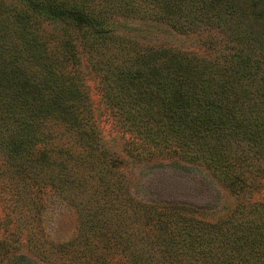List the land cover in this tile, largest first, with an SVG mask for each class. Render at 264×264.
<instances>
[{
	"label": "trees",
	"instance_id": "16d2710c",
	"mask_svg": "<svg viewBox=\"0 0 264 264\" xmlns=\"http://www.w3.org/2000/svg\"><path fill=\"white\" fill-rule=\"evenodd\" d=\"M131 2L134 0H120L123 8L131 7ZM140 2L149 4L150 9H143V14L163 18L177 31L193 35L204 32L206 48L219 45L218 40L223 44L232 33L239 36L241 32L231 18L234 0ZM253 7L248 6L256 13ZM67 10L40 0H0V16L8 19L0 22V186L8 196L3 223L11 224L7 235L0 236V253L11 248L5 237L17 242L24 236L33 254L46 264H121L123 251L129 256L126 264H264V194L239 200L227 216L217 221L205 220L193 207H185L182 215V207H171L166 214L164 210L159 230L168 229L169 234H157L148 246L144 236L149 227L143 219H149L145 211L149 207L134 204L127 195L120 202L107 190L112 203L109 210H113L108 214L109 222L98 218L96 222L104 223L90 226L94 240L87 235L85 259L76 255L71 258L63 248L49 246L43 228L33 222L42 202L34 192L42 187L59 190L63 185H78L73 176L75 172L80 174L85 155L90 160L89 169L94 171H87L86 176L81 173V183L87 180L89 187L94 177H100L95 172L102 170L105 157L94 147L64 155L73 139L79 144L87 137L90 142L94 140L96 122L92 95L87 90L86 96L72 68L78 62L72 41L44 27L46 21L54 23L59 16L73 15L79 21L86 16L80 9ZM259 12L262 17L258 21L264 24V11ZM88 16L87 26L98 34L117 37L115 43L93 47L87 54L90 61L104 67L112 65L116 58L107 56V47L128 61L125 72L117 70L113 82L106 83L101 77L97 92L107 110L105 118H112L119 130L133 137L147 138L146 143L162 142L182 156L200 158L230 186L245 184L241 176L247 171L243 166L247 168L248 161L255 167V179L264 181V53L253 47L256 36L241 38L231 48L218 47L211 59L202 54L205 48L201 46L186 50L101 31L107 19ZM88 38L87 45L91 42ZM226 52V61L228 56L232 59L226 66L219 65ZM82 132L84 139L75 138V133ZM136 144L132 138L131 146ZM31 168L38 177L27 174ZM13 169L19 179L11 175ZM29 190L33 194L27 199ZM33 195L36 199L28 208L24 202L29 204ZM25 207L27 212L22 210ZM131 222L135 229H131ZM112 223L119 230L124 226L122 248L104 237L109 233L113 238L121 236L114 230L108 233ZM99 237L107 243L102 244ZM153 249L158 253L156 260ZM141 253L150 254L153 263L148 258L138 260Z\"/></svg>",
	"mask_w": 264,
	"mask_h": 264
},
{
	"label": "rangeland",
	"instance_id": "374dc122",
	"mask_svg": "<svg viewBox=\"0 0 264 264\" xmlns=\"http://www.w3.org/2000/svg\"><path fill=\"white\" fill-rule=\"evenodd\" d=\"M40 1H44L47 4L50 2L55 3L58 8L68 9L67 11L80 9L84 13L86 12V16H82L84 18L83 21L77 20L73 15H68L67 18L59 16L54 23L52 20L51 23L46 21L44 27L52 34L61 35L63 33L67 39L72 41L71 45L78 52L75 54V61L78 59V62L72 68L75 71L77 81L81 80L86 96L87 90L92 95V105L94 106L95 114L93 115L96 118L95 132L93 133L94 140L90 142L87 137L85 138L87 141L79 144L73 139L72 146L65 148L66 152L64 155L67 156L70 150L82 151L83 149L87 151L89 148L94 147L98 154L105 156L103 157L104 162L101 163L102 170L95 172L100 177H94L92 180L94 182L89 187H87V180H83L81 183V179H84L83 177L87 175V171H94V169H89L90 160L85 155L79 167V169L81 168L80 174L75 172L73 176V178H76L78 185H63V188L59 190L42 187L41 191L34 192L37 197H40L42 202L39 205V214L35 215L36 219L33 222L43 228L44 237L51 248L56 250L63 248L65 254H68L71 258L73 255L81 259L87 257L86 237L87 235H94L90 226L94 223V226L99 222L104 223L103 220L96 222L98 218L109 222L108 214L113 210H109V206L111 207L110 204L112 203L109 202V197H107V190L112 191L111 198L117 197L120 202L124 201L127 195L133 199L134 204L149 207V210H145L150 215L149 219H143L147 224L146 228L148 229L149 227L148 235L145 234L144 236V238H147L148 246L153 244L157 234L164 235L163 237H167L169 234L168 229L164 232H161L163 229L159 230L161 226L159 219H161V213L164 210L166 212L164 211L163 214H166L171 211V207L173 209L182 207L180 210L182 215L185 212L183 210L185 207H193L198 213L200 212L199 216L205 220L217 221L227 216L239 200L244 199L246 196L258 197L264 194V181L255 179L257 176L254 172L255 167L251 163L252 161H248L249 166L247 168L246 165L243 166V169L247 170L241 176L245 184L242 185L236 182L230 186L226 181L219 180L204 165L205 163L200 158L182 156L180 152L174 151L173 148H170L165 143H146L148 141L147 138L143 140L140 135L137 138V136L133 137L131 134L119 130L112 118H105L107 110L103 99L97 92V87L102 76V78L105 77L106 83L107 81L113 82L114 78L118 76L119 72L117 70L121 69L122 72H125L124 69L128 67L125 65L128 61L123 60L117 55V51L110 47L104 50L108 57L116 58L112 64L113 66L107 65L104 67L100 64H93L90 61V57H87L93 47H104L115 43L114 39H117V37L112 36L113 34L111 36L105 32L98 34L91 26H87V15H90L88 17H92L91 19H107L105 24L100 27L101 31L110 30L116 35L138 38L146 43L177 46L186 50H195L201 46L205 48L202 54L211 59L215 57L214 52L220 50L219 48H231L233 44L241 41V38L256 36L257 38L252 41L253 47L262 54L264 53V24L258 21V17H262L261 15L259 16V11H264V0H234L235 7L232 13L234 15L231 18L234 19V23L239 25L237 30H241L240 35L237 36L232 33L228 37L227 42L223 44L218 40L219 45L213 47L214 49L212 47L206 48L204 32L201 30L195 35L177 31L166 24L163 18L158 19L157 17H151L148 13L143 14V9L148 12L150 8L149 4L140 2L141 0H134V2L130 3L132 4L130 5L131 7L125 8L121 6L120 0ZM252 5L256 13L252 11V8L251 11L249 10L250 7L248 8V6ZM138 7L139 9L137 10ZM229 7L231 8V6ZM90 9L93 11H90ZM43 12H46V10ZM262 15L264 16L263 12ZM6 17L5 15L0 16V22H7L8 19ZM87 34L94 36L91 35L88 38ZM87 38L91 41L88 43L89 45L85 42ZM226 55H228V52L222 55L219 65H228V60L232 58L228 56L226 61ZM232 61L235 62L234 60ZM83 134V132L75 133V138L80 140ZM132 138L134 143L135 141L137 142L135 146H131ZM11 172L14 179H19L15 169ZM81 173H84L83 177ZM27 174L29 176L37 175V172L34 168H31V171ZM2 190L3 188L0 186V220L2 223L0 224V236L7 235L6 233L11 225L9 222L3 223V216L8 212L4 205L8 196H6L7 191L4 192ZM31 194H33V191L29 190L25 195L27 199ZM32 197L29 204L24 202L28 208L33 206L35 196L33 195ZM26 207L22 209L24 212H27ZM102 213L103 217H100ZM123 228L124 226L119 230L120 227L118 225L109 224L107 227L108 233L114 230V232H119L121 236L113 238V233H109V236L104 235L108 242H118V244L116 243L118 249L119 247L122 248L125 243L124 239L126 236L122 235ZM131 229H135L134 222H131ZM139 230L144 229L140 227ZM5 239H8L11 248L0 253L3 264H46L33 254V251L23 240L24 236H21L17 242H14L12 237H5ZM99 239L102 244L107 243L105 239L101 237ZM93 240L94 237L92 238ZM148 249L151 253V248L148 247ZM153 255L154 260H156L158 253H154V249ZM144 258H148L153 263L152 259H150V254L141 253L138 260ZM127 262H129L128 253L123 251L121 264H126Z\"/></svg>",
	"mask_w": 264,
	"mask_h": 264
}]
</instances>
